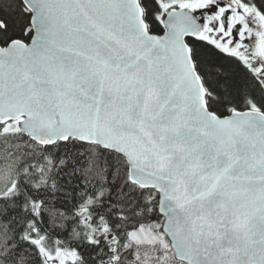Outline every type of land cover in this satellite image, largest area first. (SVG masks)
<instances>
[{
	"label": "snow or ice",
	"instance_id": "obj_1",
	"mask_svg": "<svg viewBox=\"0 0 264 264\" xmlns=\"http://www.w3.org/2000/svg\"><path fill=\"white\" fill-rule=\"evenodd\" d=\"M0 264H264V0H0Z\"/></svg>",
	"mask_w": 264,
	"mask_h": 264
}]
</instances>
